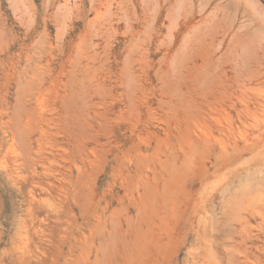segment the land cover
I'll list each match as a JSON object with an SVG mask.
<instances>
[{"label":"rangeland","instance_id":"obj_1","mask_svg":"<svg viewBox=\"0 0 264 264\" xmlns=\"http://www.w3.org/2000/svg\"><path fill=\"white\" fill-rule=\"evenodd\" d=\"M0 264H264V0H0Z\"/></svg>","mask_w":264,"mask_h":264},{"label":"bare ground","instance_id":"obj_2","mask_svg":"<svg viewBox=\"0 0 264 264\" xmlns=\"http://www.w3.org/2000/svg\"><path fill=\"white\" fill-rule=\"evenodd\" d=\"M27 116H28V115H27ZM27 116H26V117H27ZM21 117H22V116H19V119H20ZM23 117H25V116H23ZM23 120H24V119H23ZM23 120H21V121L23 122ZM25 121H26V120H25ZM19 122H20V121H19ZM22 122H20V123H22ZM25 162H26V161H25ZM23 163H24V161H23ZM31 165H32V164H31ZM20 175H21V174H20ZM25 176H26V175H25ZM25 176H23V177L25 178ZM20 177H22V176H20ZM24 178H23V179H24ZM26 179H27V178H26ZM70 179H71V178H69V180H70ZM24 181H25V180H24ZM25 183H26V182H25ZM29 183H30V182H29ZM76 184H77V183H76ZM28 185H29V184H28ZM74 187H76V186H74ZM28 188H29V186H28ZM29 189H30V188H29ZM78 191H79V190H78ZM78 191H77V192H78ZM27 192H28V191H27ZM72 192H73V191H72ZM28 193H29V192H28ZM73 195H74V194H73ZM73 195H72V196H73ZM73 197H74V196H73ZM34 202H35V201H34ZM65 203H66V202H65ZM36 205H37V204H36ZM38 205H39V203H38ZM39 206H40V205H39ZM34 207H35V206H34ZM38 208H39V207H38ZM37 211H38V210H37Z\"/></svg>","mask_w":264,"mask_h":264}]
</instances>
